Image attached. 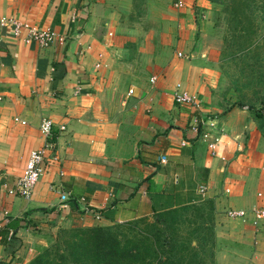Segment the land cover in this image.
Wrapping results in <instances>:
<instances>
[{"label":"crops","instance_id":"0c3cea01","mask_svg":"<svg viewBox=\"0 0 264 264\" xmlns=\"http://www.w3.org/2000/svg\"><path fill=\"white\" fill-rule=\"evenodd\" d=\"M175 1L0 0V17L65 37L38 47L0 26V264L25 263L72 224L106 226L204 200L216 232L264 248V226L223 213L264 206L254 120L243 107H216L204 75L227 48L236 4L228 1L218 34L222 0ZM176 84L199 109L174 103ZM211 113L212 132H221L216 155L189 129L193 114ZM42 118L52 122L54 148L30 198L10 195L28 152L43 145Z\"/></svg>","mask_w":264,"mask_h":264},{"label":"trees","instance_id":"16d2710c","mask_svg":"<svg viewBox=\"0 0 264 264\" xmlns=\"http://www.w3.org/2000/svg\"><path fill=\"white\" fill-rule=\"evenodd\" d=\"M232 2H243L250 8L247 0ZM238 7L237 4L231 7V19L238 16L235 9ZM244 38L241 50L248 51L252 40L250 36ZM250 109L257 129L264 136V112ZM188 211L198 217L185 223ZM152 217L150 222L141 217L106 226L72 224L59 230L53 243L23 264H206L200 255L207 236L212 243V201L158 211ZM179 222L186 224L187 234L179 233Z\"/></svg>","mask_w":264,"mask_h":264},{"label":"rangeland","instance_id":"374dc122","mask_svg":"<svg viewBox=\"0 0 264 264\" xmlns=\"http://www.w3.org/2000/svg\"><path fill=\"white\" fill-rule=\"evenodd\" d=\"M228 1L222 0L221 7L215 18V30L218 34L223 27H226L223 25V21ZM247 1L250 8L245 6L246 3H236L239 7L235 9L239 13L235 19L232 18L229 21L231 28L229 31L231 33L229 34L230 38L227 40V48L221 52V55H217L215 66H209L208 71L204 75L209 84L210 96H214V99H216V107L219 105L222 108H228L229 106L243 107L249 112L255 123V119L250 112V107L261 109L264 112V0ZM242 13H246V15ZM195 15L201 16L197 11H195ZM244 36H250L252 40V45L247 48L248 51L241 50V43L245 41ZM174 52H176L175 48L172 49V54ZM177 55L181 56L179 52ZM199 115L207 119L213 118L217 114ZM255 128L259 140L257 152L260 153L261 158L263 157L262 159L264 160V136L257 129V123L255 124ZM257 194L258 191L256 192ZM259 198L263 199L262 193ZM197 217L193 211H188L185 215V223L194 221ZM152 220V216L147 217L148 222ZM212 222V243L209 242V237L207 236L204 240V249L200 255L206 264H264V248L260 246L254 247L250 241L238 242L237 240L230 239L232 238L230 236L228 238L223 237L220 232L215 231L216 223L214 217L212 218ZM185 223L179 222L177 225V227H180L179 233L182 235L187 234ZM219 224L227 227L229 232L233 231L232 228L236 227L227 225L229 222L225 221L219 222ZM59 230L51 234L49 240L44 245L39 246L31 258L37 252L53 243ZM251 258L253 259L251 260Z\"/></svg>","mask_w":264,"mask_h":264},{"label":"built area","instance_id":"2783aa9c","mask_svg":"<svg viewBox=\"0 0 264 264\" xmlns=\"http://www.w3.org/2000/svg\"><path fill=\"white\" fill-rule=\"evenodd\" d=\"M183 5L182 0H176L173 3L174 7H181ZM0 26H10L11 32L14 36H21L22 41L32 42L38 47H47L53 43L63 44L65 42V37L58 34L55 31L44 29L33 24L27 23L25 21H20L18 19L9 17H0ZM23 33V34H22ZM99 62H96L94 67H98ZM155 77L149 78L152 83ZM127 93H131V89L127 90ZM172 99L176 104H185L194 109H199L200 103L195 97L185 90L180 89V85L176 84L174 91L172 92ZM13 120L17 121L15 117ZM24 123V121H20ZM213 120L210 118L204 119L200 115L193 114L189 129L191 132L198 136H202L206 141V148L210 155L217 154V147L221 142V132L211 129L214 127ZM208 127L209 129H206ZM62 130L63 126H59ZM52 122L48 118H42L38 124V131L44 142L41 147L31 149L26 157L23 171L20 176H18L14 182L13 187L7 190L10 195H17L24 199H29L32 193V189L42 175L45 161L48 159V152L52 151L54 148L53 134H52ZM51 159H55L52 157ZM159 162L164 163L165 157L160 156ZM199 193H203L206 190L204 185H199L197 188ZM229 189H225L228 192ZM259 195V193L257 194ZM60 201H66L67 194L61 193ZM224 216L230 221H235L240 224H247L252 227L253 230H257L264 226V206H254L251 208H235L228 207L224 211ZM95 218H98L97 214H94Z\"/></svg>","mask_w":264,"mask_h":264}]
</instances>
